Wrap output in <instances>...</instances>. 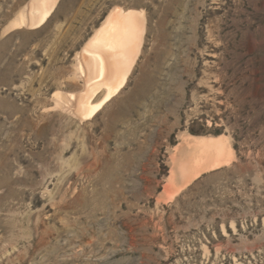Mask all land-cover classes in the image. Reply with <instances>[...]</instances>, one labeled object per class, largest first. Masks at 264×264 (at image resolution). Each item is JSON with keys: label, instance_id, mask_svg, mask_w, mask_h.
<instances>
[{"label": "rangeland", "instance_id": "rangeland-1", "mask_svg": "<svg viewBox=\"0 0 264 264\" xmlns=\"http://www.w3.org/2000/svg\"><path fill=\"white\" fill-rule=\"evenodd\" d=\"M29 1L0 0V264H264V0H59L7 29ZM115 6L145 11L142 54L80 121L54 94ZM209 139L227 161L195 166Z\"/></svg>", "mask_w": 264, "mask_h": 264}, {"label": "bare ground", "instance_id": "bare-ground-1", "mask_svg": "<svg viewBox=\"0 0 264 264\" xmlns=\"http://www.w3.org/2000/svg\"><path fill=\"white\" fill-rule=\"evenodd\" d=\"M58 1L30 0L7 29L40 28L48 21ZM146 32L147 17L143 9L113 7L76 55L75 77L77 80L81 79L83 87L78 92L66 95L60 91L55 92V108L67 110L80 121H85L119 96L142 54ZM194 143L199 146L200 151V157L194 156L195 166L204 165L203 163L206 164L212 159V166L215 168L226 159L224 155L227 151L223 144L211 139L197 140ZM189 165L191 167L190 163Z\"/></svg>", "mask_w": 264, "mask_h": 264}]
</instances>
